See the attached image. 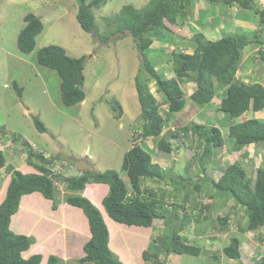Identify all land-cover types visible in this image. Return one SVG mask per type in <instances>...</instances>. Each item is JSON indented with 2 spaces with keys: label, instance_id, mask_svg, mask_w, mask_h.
<instances>
[{
  "label": "trees",
  "instance_id": "1",
  "mask_svg": "<svg viewBox=\"0 0 264 264\" xmlns=\"http://www.w3.org/2000/svg\"><path fill=\"white\" fill-rule=\"evenodd\" d=\"M77 1L76 19L80 26L89 33L97 34L93 9L100 8L106 0ZM207 1H218L224 6L236 4L242 9H253L258 28L251 37L244 33H227L220 38L210 39L201 32H196L190 37L192 53L172 50L170 66L174 76L169 78L161 77L143 53L153 38L162 35L165 28L164 19L174 22L176 15L186 10L192 14L193 1L148 0L142 9L124 5L121 10L108 17L112 19L111 22L118 20L120 27L124 26L129 30L143 57V70L149 75L147 78L155 80L157 91L163 94L159 102L149 92L146 81H142L139 75L135 76L141 123L138 122L137 127L132 130L129 148L122 158L121 170L125 171L127 181L115 169L87 170L76 176L64 172L59 154L46 155L40 151L41 148H36L35 144L21 141L17 133H13L14 139L3 136L7 134L5 133L7 130L4 127L0 128L2 140L8 138L22 144L17 149L23 148L26 154L25 162L30 166L27 170L15 169L12 163H7L5 156L7 153L0 150V169L4 168L10 174L0 200V264L44 262L63 264L60 257L54 253L45 255L44 252V254L30 252L41 240L37 233L20 232L10 226L12 215L17 211L23 195L39 193L45 199H49L51 208L56 210L58 206L56 182L59 181L65 184L64 188L68 192L64 196V202L68 206L81 209L88 221L89 236L81 246L83 255L79 254L76 257L78 263L124 264L110 248V234L102 211L83 195L85 186L90 183H103L108 186L107 193L101 199V206L112 221L128 226L151 227L159 222L163 225L164 230L150 242V249L160 257L162 264H173L165 263L161 258L162 254L199 256L201 251L205 252L198 241L209 230V225L203 224V221L215 220L212 228L215 231H224L229 226L232 214L242 219L241 224L235 222L239 231L253 232L259 243L264 245V231H260V228H264L263 167H257L254 183L247 175L241 158L225 166L217 179H207L201 175L196 178L193 174H188L190 163L193 164L194 160L191 162L187 160L189 167L185 165V173L172 174L169 169L165 170L166 168L161 167L158 162L152 161L150 153L141 144L147 141V149L150 151L153 147L151 141L154 139L156 148L163 153L184 152L181 150L179 132L182 131L187 139L190 130V135H193L192 139L196 142L194 157L198 159L200 168L202 170L205 168L201 163L204 158L209 159L207 162L211 160L216 163L215 150L221 148L224 141L218 126L205 129L203 125L192 123L177 130L167 128L163 131L164 127H168L170 116L185 106V94L179 85L183 77L195 84L189 99L197 107L207 104L218 89H223L219 109L228 118L240 116L247 110L258 111L264 108L262 82L256 80L248 83L239 81L236 77L248 45L258 47L254 53L258 54V57L251 54L249 56L251 61L247 65H252L255 61L257 64L264 63V6L254 7L252 0ZM23 21L24 25L18 32L16 41L20 51L29 53L35 48V37L42 31L43 22L31 11L23 15ZM116 24L117 21L114 22V25ZM146 34L151 37L145 36ZM85 59V55L78 57L68 55L66 50L57 44L45 45L36 51L37 62L54 69L60 77V97L66 106L81 103L85 99L83 88ZM254 67L255 63L250 69ZM14 87L20 92L16 83ZM162 103L167 106L163 113L160 111ZM122 114L119 105L117 117ZM32 121L38 132L47 131V127L37 116H32ZM228 138L234 150L244 152L243 147L250 143H260L264 149V121L248 118L234 123L229 127ZM174 149L176 151H173ZM200 168L198 170H201ZM143 182L150 185H142ZM155 183L157 185H154ZM201 192H206L209 196L208 201L202 204L197 200ZM193 193L195 195H192ZM224 197L232 199L234 204L226 214L220 215L213 209L219 205L223 208ZM190 224L195 225L192 234L196 236L190 237L191 239L183 235V231ZM210 238L213 239L214 236ZM223 253L230 259L240 260L239 235L229 238L228 244L223 247ZM146 254L145 250L142 251L143 259L148 258ZM43 257L45 261L42 263ZM255 264H264V256Z\"/></svg>",
  "mask_w": 264,
  "mask_h": 264
},
{
  "label": "rangeland",
  "instance_id": "2",
  "mask_svg": "<svg viewBox=\"0 0 264 264\" xmlns=\"http://www.w3.org/2000/svg\"><path fill=\"white\" fill-rule=\"evenodd\" d=\"M85 1L89 2L90 0ZM192 1L197 2L194 9L198 6L201 8L203 5L202 0ZM147 2L148 0H106L100 8L93 9L97 26V34L94 35L82 29L76 19L77 0H0V128L4 127L7 130L5 132L7 134L3 136H10L14 139L13 133H17L21 141L25 140L35 144L34 146L41 148L44 153L59 154L61 163H63L61 168L69 174L76 176L87 170L115 169L127 181L125 171L121 170L122 158L124 152L129 148L132 130L137 127L138 122L141 123L140 105L134 83L135 76L139 75L142 81H146L149 92L159 102L163 94L157 91L155 80L147 78L149 75L143 70V57L140 55L129 30L124 26L120 27L118 20H115L117 24L114 25L115 21L111 22L112 19L108 17L121 10L124 5L142 9L141 7ZM204 3L208 8L195 9L192 14L187 10L178 13L173 24L164 20L167 26L162 30V35H169V37L164 42L152 43L144 50L143 55L151 62L161 77L173 76L172 71L168 72L171 70L170 55L172 50L176 52L192 50L190 41L192 31L204 28L203 34L207 38H218L219 34H216V30L210 32L212 29L206 27L216 25L219 26V29L221 28V22L217 18L220 2L206 0ZM252 4L254 7H259L255 0H252ZM30 11L41 18L43 29L35 37V48L29 53H24L19 50L16 39L24 25L23 15ZM253 12V9L248 10L245 19H253L255 17ZM207 16H210V19H207ZM222 18L226 26L235 28L229 34L241 31L236 24H233L234 20H230V11H227ZM187 28L189 30H186ZM219 31L225 35L228 33L226 32L228 30L225 29ZM208 32L210 34H207ZM221 33L220 36H222ZM49 44L62 46L70 56H86L83 71V88L86 95L81 103L71 106L64 105L60 97V77L57 72L37 62L36 51ZM155 46L165 48L167 55L162 52L163 49H156ZM255 50L257 48L253 52ZM255 55L258 57V54ZM250 61L249 54L245 51L236 73L237 79L248 83L255 80L264 82V63L257 64L254 60L255 67L250 69L254 66V63L249 65L251 67L247 65ZM14 83L20 88V92L16 90ZM179 85L184 91L186 105L182 111L170 116L168 122L171 129H180L185 125H190V122L203 125L205 129L214 124L221 131L224 138L223 144L219 149L214 148L216 149L214 156L216 163L211 160L207 162L209 159L204 158V163H201L205 168L202 170L198 159L194 157L196 142L192 139L193 135H190L189 130V138L186 139L183 132L180 131L179 135L182 139L179 140L182 144L181 150L184 151L180 155V159L179 153L175 152L163 155V151L156 148L154 139L151 141L153 147L150 151L147 149V141L141 143L150 153L152 161L158 162L161 167L166 168L165 170L169 169L172 174H183L186 169V160L189 162L194 160L193 164L190 163L188 174H193L196 178L201 175L207 179H217L225 166L241 158L240 161L245 165L247 175L254 183L257 167L264 168L263 146L259 143H256L255 146L253 143L247 144L245 148L243 147L246 154L242 150L232 149L227 137V128L229 125L237 123L238 118L226 117L223 112L215 109L216 105L214 104H208L205 110H201L202 108L193 105L189 99L194 83L188 78H183L179 81ZM119 105L123 114L117 117ZM166 108L165 103L160 104L162 113ZM32 116H37L45 124L46 132L40 133L36 130ZM244 117L245 115H242L239 119L243 120ZM247 117H254L252 111L246 112ZM255 118L258 117L255 116ZM259 118L264 121V111ZM21 145L8 138L2 140L0 134V150L8 154L9 161L17 169L25 164L26 155L22 153L23 148L17 149ZM198 168L202 170L201 173H198L201 171ZM9 178L10 174L5 173L4 169H0V192L2 185L7 186ZM143 183L142 185H150ZM64 185L61 181L56 183L58 205L61 209L57 211L59 214L53 211L49 199L39 197L42 200H37L35 196H40L39 193H32L23 197L24 200L29 196L32 197V201L27 203V207L35 208L37 213L42 214L43 217L34 215L36 212L26 214L24 213L26 208H22L23 214L21 210L16 211L15 218L23 219L24 222L28 220L27 224L18 223L19 225L14 226L19 227L22 232L31 229L38 234L39 231L43 232L49 229L53 231L54 225L58 226L57 224L62 222L72 225V231L69 229L65 233L66 239H57L53 246L56 250L55 254L58 252L62 257L65 256V259L69 258L68 261H64L60 257L63 264H78L76 257L79 254L83 255L81 246L89 236L88 221L81 209L76 207L61 208L62 205L67 207L64 196L68 192ZM107 189L106 184L90 183L85 186L83 192V195L99 207L104 215L103 208L98 204H101V199L107 193ZM167 192H169L168 189ZM208 199L209 196L206 192H201L197 198L200 204L207 202ZM222 200L225 204L223 208L219 205L213 209L220 215L226 214L234 204L233 200L228 197H224ZM40 201H44V203L42 204ZM231 218L229 226L224 231H215L212 228L215 220L212 222L203 221V224L209 225V230L198 240L205 250V252L201 251L199 256L171 253L162 254L161 258L165 263L173 264H255L264 256V245L259 243L253 232L239 231L235 222L241 224L240 217L232 214ZM48 219L52 220L50 227ZM54 219L57 224L53 222ZM106 223L110 234V248L124 264H162L160 257L150 249L152 238L164 230L160 222L151 227L128 226L107 217ZM194 226V224L187 226L183 235L188 238L196 237L192 234ZM75 229L81 231L79 232L78 245L68 248L71 245V233ZM261 230L264 231V228H260ZM59 234L62 235L58 232L57 235ZM233 235H239L240 260L230 259L223 253V247L228 244L229 238ZM209 236H214V238L211 239ZM45 245L46 243L42 244L43 252L47 255L52 248ZM144 250L148 255L147 259H143L142 251Z\"/></svg>",
  "mask_w": 264,
  "mask_h": 264
},
{
  "label": "crops",
  "instance_id": "3",
  "mask_svg": "<svg viewBox=\"0 0 264 264\" xmlns=\"http://www.w3.org/2000/svg\"><path fill=\"white\" fill-rule=\"evenodd\" d=\"M203 1V5H201V8L202 9H206V8H208V6H206V4L204 3L206 0H202ZM255 2L257 3V5L260 7H263L264 6V0H255ZM193 5H192V11L193 10H199V9H201L200 8V6H198V8H195L194 9V5H195V7L197 6V2L196 1H193V3H192ZM248 10L249 9H242V8H240V7H238L236 4H233V5H226V6H224L222 3H220V5H219V7H218V9H217V18H218V20L221 22V28L219 29V26H216V25H213V26H211V27H206L207 29H212L210 32H212V31H214V30H216V34H219L220 35V33H221V31H219V30H223V29H225V30H228V31H226V32H231L232 30H234L235 28H231V27H229V26H226L225 24H224V22H223V15L227 12V11H230V20H234V23L233 24H236L237 26H238V29H241V31H243V32H246V33H251V32H255L256 31V26H257V24H256V19H257V17H256V15H254L255 17L253 18V19H249V20H247V19H245V14H247V12H248ZM191 11V12H192ZM223 13V14H221V13ZM222 15V16H221ZM207 19H210V16H207L206 17ZM246 26H248V27H246ZM204 29V28H203ZM186 30H189V28H187ZM210 32H208L207 34H210ZM240 32V31H239ZM221 34H223V33H221ZM253 49H255V48H253ZM253 49H249V50H247V52H248V54H249V56H250V53H251V50H253ZM257 113V117H259L260 116V114H263V112L262 113H260V112H256ZM260 113V114H259ZM46 155H51V154H46ZM28 167H30V166H28L27 164H26V162H25V164L23 165V167H19V169H21V170H27L28 169ZM7 181V180H6ZM9 181V180H8ZM94 184H96V183H94ZM97 184H99V183H97ZM5 189H6V186L5 185H2V188H1V192H0V200L2 199V197H3V195H4V192H5ZM85 190V189H84ZM84 192V191H83ZM35 193V192H34ZM32 194V193H31ZM27 195H29V194H27ZM36 195V194H35ZM40 195V194H39ZM25 195H23L22 196V199H21V201H20V204H19V207H18V210H17V212L18 211H20L21 210V213L23 214V211H22V208L23 209H25L26 208V210L24 211V213H32V214H34L35 212H36V214H34V215H39V217H43V215L42 214H38L37 213V211L35 210V208H32V209H30L29 207H27L28 205H27V203L29 202L30 203V201H32V197H28L27 199H25L24 200V197ZM36 197V199L37 200H39L40 198L39 197H42L41 195L40 196H38V195H36L35 196ZM44 198V197H43ZM45 199V198H44ZM40 200H42V199H40ZM45 201V200H44ZM44 201H40V203H44ZM46 203H47V201H46ZM98 205H100L101 206V204H98ZM69 207H71V208H73L72 206H68L67 205V207L66 206H64V205H62V207L61 208H69ZM102 207V206H101ZM59 210H61L60 209V207H59V205H58V208L56 209V210H54L53 209V211L54 212H56L57 214H59L57 211H59ZM103 213V212H102ZM103 217H104V219H105V221L107 222V215L105 214L104 215V213H103ZM109 218V217H108ZM28 221V220H27ZM27 221L26 222H24L23 221V219L22 220H20V219H16L15 218V214L12 216V218H11V227L13 228V229H15V230H17V231H20V232H22L20 229H19V227H17V226H14V225H19L18 223H24V225H26L27 224ZM50 222H52V220H49L48 219V223H49V227L51 226V224H50ZM53 222H55V224H57V222H56V219H54L53 220ZM58 226H55L54 225V230L53 231H51L50 229L47 231H43V232H40L39 231V233H38V235L39 236H41V242L39 241L38 243H36L35 244V246L32 248V250L30 251V252H38V253H43V251H44V246H42V244H44V243H46V245L45 246H47V245H49V247L51 246V248L52 249H50V251L47 253V255L49 254V253H56L55 251L56 250H54L55 249V247L53 246V244L57 241V239H66V237H65V233H67V230H69L70 229V231H72V225H70V224H65L64 222H62L61 224H57ZM27 232H32V230L31 229H28L27 230ZM34 232V231H33ZM58 232H60L62 235L60 236V234L59 235H57V233ZM79 232H81L80 230H77V229H75V231H73L72 233H71V245H69V247L68 248H71V247H73V246H77L78 245V237H80V234H79ZM41 233H43L44 235H42ZM57 235V236H56ZM52 237H54L53 238V240H51V238ZM75 239V240H74ZM82 251V250H81ZM44 254V253H43ZM57 254L58 255H60L59 257H62L61 256V254L60 253H58L57 252ZM56 254V255H57ZM64 256V255H63ZM72 257V256H71ZM66 257L64 256V257H62V259H64V261L65 260H69V258H67V259H65ZM45 260H44V257H43V260H42V263L44 262ZM66 261V262H67ZM78 263V262H77ZM44 264H45V262H44ZM78 264H90L89 262H85V263H78Z\"/></svg>",
  "mask_w": 264,
  "mask_h": 264
},
{
  "label": "clouds",
  "instance_id": "4",
  "mask_svg": "<svg viewBox=\"0 0 264 264\" xmlns=\"http://www.w3.org/2000/svg\"><path fill=\"white\" fill-rule=\"evenodd\" d=\"M145 5V4H144ZM143 5V6H144ZM164 20H166V19H164ZM167 21H169V20H167ZM169 22H171V21H169ZM172 24H173V22H172ZM164 25L165 26H167L166 24H165V22H164ZM174 25H176L175 23H174ZM186 25V24H185ZM177 26V25H176ZM184 26V25H183ZM258 26V25H257ZM258 28V27H257ZM256 28V29H257ZM197 32H201L202 34H203V29H199V28H197V30H196ZM196 31H192V33L193 34H195L196 33ZM228 33H230V32H228ZM238 33H244L243 31H240V32H238ZM252 33L253 32H251V33H244V34H246L247 36H249V37H251L252 36ZM192 34V35H193ZM171 35V34H170ZM204 35V34H203ZM221 35H223V34H221ZM150 36V35H149ZM205 36V35H204ZM151 37V36H150ZM160 37V39H157V38H153V41L151 42V44L152 43H161V42H164V40H166L168 37H169V35H161V36H159ZM221 36L219 35L218 36V38H220ZM215 39H217V38H215ZM150 44V45H151ZM150 47V46H149ZM155 48L156 49H163L164 51H162L164 54H166L167 55V53H166V50H165V48H163V47H160V46H155ZM253 48H257V50H258V47L257 46H255V47H253L252 45H248L247 46V48H245V51L247 52V50H249V49H253ZM191 51L190 52H184V53H192V51H193V48H192V46H191ZM254 50V49H253ZM253 50H251V53H250V56H251V54H254V53H256L257 52V50H255L254 52H253ZM139 51V50H138ZM244 51V52H245ZM140 52V51H139ZM172 52V51H171ZM255 55V54H254ZM168 66V65H167ZM169 70V69H168ZM167 71V70H166ZM172 71V72H171ZM238 71V70H237ZM168 72H171V73H173V70H172V68H171V70H169ZM237 73V72H236ZM173 76H174V73H173ZM172 77V76H171ZM236 77H238V76H236ZM184 78V77H183ZM190 80V79H189ZM256 81V80H255ZM255 81H252V82H255ZM257 81H259V80H257ZM245 82V81H244ZM194 83V82H193ZM262 84L264 85V82H262ZM194 86H195V84H194ZM192 88V87H191ZM193 90H194V88H193ZM223 89H218L217 91H216V93H215V95L212 97V99L207 103V104H205L204 106H201V107H198V108H202L201 110H205V108L207 107L206 105H208V104H214V105H216V108L215 109H218L219 111H220V109H219V107H220V105H221V98H222V95H223ZM193 92V91H192ZM191 92V93H192ZM84 101V100H83ZM186 105V104H185ZM185 107V106H184ZM183 107V108H184ZM197 107V106H196ZM167 109V108H166ZM182 111V110H181ZM247 111H252V110H247ZM246 111V112H247ZM264 111V108H262L261 110H258V111H252V113H253V116L254 117H247L246 118V112H244L243 114H241L240 116H237V117H235V118H238V122H242L243 120H245V119H248V118H255V116L257 117V113L256 112H263ZM180 112V111H179ZM221 112V111H220ZM123 113V112H122ZM177 113V112H176ZM242 115H245V119H243V120H240L239 118L242 116ZM256 119H260L259 117L258 118H256ZM240 120V121H239ZM237 122V123H238ZM168 123V127H164V131L167 129V128H172L170 125H169V122H167ZM191 124L192 123H194V122H190ZM234 124V123H233ZM233 124H231V125H233ZM231 125H229V127L231 126ZM210 126H214V124H212V125H210ZM229 127L227 128L228 130H229ZM219 128V127H218ZM135 129V128H134ZM228 130H227V137H228ZM169 138H171L170 136H169ZM11 140V139H10ZM223 140H224V138H223ZM31 144V143H30ZM251 144V143H250ZM254 144V146H255V144L256 143H253ZM260 144V143H259ZM40 151H43L42 149H40ZM173 151H176L175 149L173 150ZM44 152V151H43ZM263 152H264V149H263ZM22 153H24L25 154V152L23 151ZM45 154H47V153H45ZM168 154V153H167ZM183 154V152H180L179 153V159H180V155H182ZM26 155V154H25ZM163 155H164V153H163ZM6 156V159H7V163H12V162H10L9 161V159H8V154L7 155H5ZM26 158V157H25ZM25 158H24V162H25ZM185 161V160H184ZM13 164V163H12ZM231 164V163H230ZM186 165L188 166V163H187V160H186ZM14 166V165H13ZM15 167V166H14ZM189 167V166H188ZM169 168V167H168ZM1 169H4V168H1ZM15 169H17L16 167H15ZM4 171H5V173H7L6 172V170L4 169ZM57 183V182H56Z\"/></svg>",
  "mask_w": 264,
  "mask_h": 264
}]
</instances>
